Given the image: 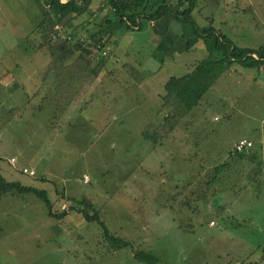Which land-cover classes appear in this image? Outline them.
<instances>
[{
	"label": "rangeland",
	"instance_id": "374dc122",
	"mask_svg": "<svg viewBox=\"0 0 264 264\" xmlns=\"http://www.w3.org/2000/svg\"><path fill=\"white\" fill-rule=\"evenodd\" d=\"M109 1L89 0L79 18L66 23H72L73 37L95 34L84 54L96 58L99 38L108 53L103 56L105 71L91 86L71 87L75 99L86 93L66 112L73 119L63 123V117H51L54 105L57 111L61 106L54 99L57 79L39 85L26 70L37 62L46 67L47 53L37 45L35 27L40 14L49 17L51 26L58 21L51 15L53 7L0 0V175L45 190L53 212L65 213L50 217L33 193L0 196V264H264V73L234 62L220 74L183 117L184 122L187 116L193 120L186 124L185 150H178L176 139L183 118L167 145L144 141L137 130L120 129L119 119L107 116L128 101L131 83L135 85L121 66L131 63L147 76L156 72L159 81L146 77L154 86L147 95L153 96L160 81L183 74L207 49L193 36L190 22L173 20L168 29V16L155 20L154 28L142 19L141 30L129 33L104 26ZM192 1L191 18L200 30L212 28L240 47L264 45V0ZM164 24L167 33L157 35ZM114 28L121 33L114 36ZM154 38L161 43L160 54L151 49ZM176 38L181 40L178 50L172 47ZM176 55L180 57L173 60ZM9 62L11 69L6 68ZM131 94L140 97L135 87ZM90 96L94 107L102 105L101 99L107 105L106 113L95 116L98 121L87 124L84 116L90 108L76 113ZM165 114L161 107L153 109L148 119L156 128L148 122L143 130H159ZM239 138L252 142L242 151L250 161L233 155ZM193 147L200 154H188ZM182 152L191 163H181ZM212 162L221 163L215 179H210L215 175L209 169ZM23 168L34 174L23 173ZM77 197L82 202L69 200ZM84 203L97 209L110 233L128 245L116 248L97 222L85 221L78 211ZM137 251L150 253L155 261L140 262L133 255Z\"/></svg>",
	"mask_w": 264,
	"mask_h": 264
},
{
	"label": "trees",
	"instance_id": "16d2710c",
	"mask_svg": "<svg viewBox=\"0 0 264 264\" xmlns=\"http://www.w3.org/2000/svg\"><path fill=\"white\" fill-rule=\"evenodd\" d=\"M66 1L65 3H61L59 0H53L50 6L54 9L52 13L60 14L58 22L64 21V23H60V25L68 29L66 27V22L82 13L88 0L80 4L78 0ZM168 1L169 0H110V14L104 16L106 17L105 23L108 24V27L114 25L117 28L123 27L127 30L133 29L132 26L136 24L137 19H139V28L137 30H141L142 19L155 21L165 16L172 17L179 22H190L192 24L193 36L197 37V40L200 39L205 43L207 53L196 64L194 69L181 76H171L164 84L161 107L166 111V114L163 117V122H161L163 126L160 128L158 127L159 130H153L152 132L147 129H145V131L143 130L144 138L150 140L152 143H157L161 141L162 138L168 137L175 129L178 121L198 104L204 93L215 83L219 75L234 62H238L246 68L264 70V45L257 47H240L222 33L212 28L209 30H200L196 22L191 18L194 6L192 0H186L188 1V6L186 7L183 6L184 0H178L174 5H171ZM41 10L44 11L45 9L41 7ZM65 18L68 19L65 21ZM48 20L49 17L47 18V16L44 15L35 28L40 37L39 47L45 50L48 57L44 77L48 78L49 76H53L57 79L55 97L61 104H67L65 106H68L72 101L77 99H75L74 89L71 90V87H74V84L91 86L105 69L103 56L106 55H101L100 53L101 49H104L105 44L104 41L99 38L97 41L100 43V48L96 51V58L92 54L85 55L83 51L90 40L94 39L95 34L81 38L72 36V39L56 37L55 24L51 26ZM71 34L75 35L74 32ZM172 47H176L175 42L172 43ZM185 49L186 47L183 45L181 50ZM121 67H123L126 74L135 81V85L133 86V83H131V90L127 97L128 101L123 103L124 105L120 108L114 107L115 109L111 112L109 111L110 115L123 114L133 107L135 97L132 98L131 93L134 91V87L138 91V84L143 78L138 67L135 65L126 63ZM108 73L111 74L112 71H108ZM115 73L117 74L118 71ZM130 98L134 99V101H129ZM94 99L93 96L89 98L90 101ZM63 102L66 103L64 104ZM101 102L103 106L107 105V99H101ZM109 102L110 100L108 103ZM149 123L156 128L153 122ZM242 153L243 152L240 151L235 154L242 157ZM10 193H33L43 201L50 217L60 218L65 214L64 212L61 214L53 212L51 201L45 190H40L32 186H24L18 181H7L0 175V196ZM69 200L82 202L79 197L70 198ZM89 210L93 213H89ZM78 211L85 221L97 222L102 227L104 236L113 243L116 248L128 245V242L124 239L110 233L104 221L100 219L101 216L97 209L91 204L84 203V209L78 208ZM133 255L137 260L143 263H153L155 261V258L148 252L137 251L134 252Z\"/></svg>",
	"mask_w": 264,
	"mask_h": 264
},
{
	"label": "crops",
	"instance_id": "0c3cea01",
	"mask_svg": "<svg viewBox=\"0 0 264 264\" xmlns=\"http://www.w3.org/2000/svg\"><path fill=\"white\" fill-rule=\"evenodd\" d=\"M31 1V3L32 4H39L40 6L41 5H43L44 4V8L45 9H50L51 8V6H50V4L47 2V0H30ZM61 3H65V2H67L66 0H63V1H61V0H59ZM83 1H87V0H78V3L80 4V3H82ZM89 1V0H88ZM43 8V7H42ZM43 8V9H44ZM51 15H54L57 19H58V17H60V14L58 13V14H55V13H51ZM44 16H42V14H40L38 17H37V20H38V23H37V25L36 26H38V24H39V22L42 20V18H43ZM77 19L79 18V16H77L76 17ZM68 18H65V21L67 20ZM176 21V22H179V21H177L176 19H174V18H172V17H170V18H168V20H167V27H168V29H169V26H170V23H172V21ZM171 21V22H170ZM58 23H60V22H55V25H57ZM67 23V22H66ZM68 23H70V21L68 22ZM72 24V23H71ZM71 24H69V26L68 25H66V27H68V29H69V31H72V28L70 27V26H73V25H71ZM166 24H164V25H162L161 27H159L160 28V30H158L157 31V35H161V34H164V33H167V32H164L163 30V28H166ZM108 24L107 23H105L104 24V26H107ZM143 26V24H142V22H141V27ZM149 26L150 27H156V22L155 21H152V23H151V21H149ZM103 27V26H102ZM110 27V26H109ZM36 28V27H35ZM120 28V27H119ZM119 28H117V29H119ZM138 28H139V26H138ZM137 28V29H138ZM137 29H125L124 30V32L126 31V33H129V32H131V31H134V30H137ZM168 31V30H167ZM112 32H114L113 33V35L115 36L116 34H119V33H121V31L119 30V33L118 32H116V29L114 28V31H112ZM123 32V33H124ZM116 40V39H115ZM178 40H179V42L181 41L179 38L177 39H175V43H176V50H178L179 48V46H178ZM158 38H154V43L152 44V51L154 52L155 51V53H162V51H159L160 49H161V43H160V45L158 44ZM39 42H37V45L39 46V44H38ZM172 43V42H171ZM156 44H158V48L156 47L157 45ZM165 46H167V47H170V44H168V43H165ZM245 47H251V46H245ZM158 49V50H157ZM86 52V51H85ZM152 52V53H153ZM39 54H41V52H38ZM107 53H108V50H107ZM152 53H151V55H152ZM44 54V53H43ZM85 55H90L88 52H86L85 53ZM27 57H29V55L27 54L26 55ZM25 56H24V54H23V57L22 58H24ZM180 56H177L176 55V57L175 58H172L173 60L174 59H178ZM9 59V58H8ZM198 63V62H197ZM196 63V64H197ZM196 64L194 63H192V64H190L189 66H187L186 67V69H184L183 68V74H181V75H184V74H186V73H188V72H190L192 69H194V67L196 66ZM8 65H10V66H6V68L7 69H11L12 68V64H11V62H9L8 63ZM40 65H41V63L40 62H37V63H35V64H33V66H32V68H27L26 70L28 71V72H30V75L29 76H36L35 77V81L37 82V83H39V85H43V84H45V83H47V81H50V80H52V77L53 76H49L48 78H45L44 76H45V70H46V67L45 68H43V69H41L40 68ZM176 64H173L172 65V67H174ZM43 66V65H42ZM141 67H142V65H141ZM162 67V66H161ZM19 68V67H18ZM140 68V67H139ZM175 68V67H174ZM5 70L7 73H11V71H8V70ZM23 68H20L19 70H22ZM162 68H159L158 70H161ZM14 70H16V69H14ZM104 71H105V69H104ZM263 72L264 73V70H262V69H259L258 70V73L259 72ZM154 72V71H153ZM225 73V72H224ZM224 73H222V75H224ZM140 74L142 75V80L139 82V84H138V91L137 92H139V95H140V97H138V96H136L134 99H135V101H134V99H133V107L131 108V109H129V111H127V112H125V113H123V114H119V115H110V114H108V112H107V116L109 115V117L111 116V118H113V119H119L117 122L118 123H120V125H121V127H120V129H126L127 128V130L130 132V133H133V131H131L129 128H131V129H133V130H137L138 131V134H141V135H139V137H141L144 141H147V139H145L144 138V136H143V128L145 127V125L149 122V119H148V117L150 116V118H153V109H156V108H158V107H161V102H162V100H161V98H162V95L164 94V84L168 81V79L171 77V76H181V75H168L166 78H164L162 81H160L159 83H158V87L156 88V92H155V94H153V96H148L147 95V93H150L149 91H148V87L149 86H153V85H151V84H153L154 82H157V81H159V80H157L156 78H157V75H156V72H154V73H152V72H149V75L147 76L144 72L143 73H141L140 72ZM39 76V77H38ZM220 76V75H219ZM146 77H149L148 79H150V81H153V83H146V80H147V78ZM29 79H30V77H29ZM59 80V79H58ZM216 82V81H215ZM57 84V83H56ZM55 84V85H56ZM49 85H50V83H49ZM214 85V84H213ZM212 85V86H213ZM57 86V85H56ZM211 86V87H212ZM154 87V86H153ZM85 93H86V91H84V92H82V97L80 98V99H77V100H75V101H72L68 106H65V105H67V104H65L66 102H63L65 105H63V104H61L59 101H58V99L55 97V91H54V99L61 105L59 108H58V111H57V107H56V104L54 105V112H53V114H51V117H56V115L58 116V117H60V118H62L63 117V123H66V122H68V121H70L71 120V118L73 119V113L72 112H69V113H66V112H68L69 111V109H70V111H71V109H72V106H74V105H77V103L79 104V103H81V99H83V97L85 96ZM152 94V93H151ZM152 97V98H151ZM147 98H150L149 100H147ZM66 101V100H65ZM153 102V104H150V105H148L147 103L148 102ZM200 101V100H199ZM95 101H90L89 99L86 101V103L83 105V106H81L80 107V109H79V111H77V115H78V113H80V112H82V109H85V108H90L89 109V113H87L84 117H85V122L87 123V124H92L93 123V121L94 120H96V121H98L99 120V118H95V116H97V115H99V114H104V113H106V111H105V109L103 108V105H101L100 103L96 106L95 105V107H94V103ZM122 105H124V104H122ZM99 107V108H98ZM140 108V110H138ZM162 108V107H161ZM91 110H93V111H91ZM155 112V111H154ZM106 116V117H107ZM105 117V118H106ZM187 118H188V120H186L185 122H184V119L185 118H183V121L181 122V123H179L178 124V126H177V134H176V139H177V146H178V150L180 149L179 147L181 146V149L182 150H185L186 149V140H185V134H184V132H185V129H186V124L187 123H191L193 120H192V118H190L189 116H187ZM68 119H70V120H68ZM181 120V119H180ZM180 122V121H179ZM183 125H184V130H183ZM139 126V127H138ZM138 127V128H137ZM189 127V126H188ZM178 129H180V131L181 132H179L178 131ZM188 132H189V130H188ZM190 133H191V131H190ZM172 134V133H171ZM140 138V139H141ZM169 138V136L168 137H166V138H162V140L161 141H158V144L157 145H159V147H163V146H165V145H167V143L165 144V140H167ZM239 139H243V138H239ZM148 142V141H147ZM156 144V143H155ZM195 146H197V144H195ZM234 147V146H233ZM252 147V146H251ZM194 149V147L192 148V149H190L189 150V152H188V154H190L191 155V153L192 154H194V155H197V154H200V152L198 151V150H193ZM246 151V150H245ZM243 152L241 155H242V157L244 158V159H246L247 161H250L247 157H246V152ZM234 153V152H233ZM232 152H231V154H233ZM246 153V154H245ZM233 155H235V153L233 154ZM180 158L182 159L181 160V163L184 165V164H186L187 162L188 163H191V161H192V158H191V160H190V162L186 159V156H185V153H183L182 152V154H181V156H180ZM237 162V161H236ZM211 165H210V170H211V168H212V170H213V173H215V175H211L210 176V179H215V178H217V171H218V169L220 168V166H221V163L220 162H212V163H210ZM239 164V163H238ZM194 165H199V164H194ZM240 166V165H239ZM249 167H250V165H249ZM183 169H185V166H184V168ZM193 169H197V167H194ZM257 169H261V165L258 163L257 164ZM85 176V175H84ZM246 178H247V176L246 175H244ZM182 180H184V177H183V179ZM21 183V182H20ZM177 184V183H176ZM175 184V185H176ZM23 185V184H22ZM24 186H26V185H24ZM164 204V203H163ZM165 206H167V204H165ZM211 208H215L214 206H212ZM212 222V221H211ZM211 222H210V224H211Z\"/></svg>",
	"mask_w": 264,
	"mask_h": 264
},
{
	"label": "built area",
	"instance_id": "2783aa9c",
	"mask_svg": "<svg viewBox=\"0 0 264 264\" xmlns=\"http://www.w3.org/2000/svg\"><path fill=\"white\" fill-rule=\"evenodd\" d=\"M138 23H139V19H137L136 24L133 25L132 27L134 29H137L138 28ZM151 23H152V21H151ZM54 28H55V31H56L55 32L56 37H60V38H63V39H72L71 31H68L69 29H66L65 27H62L60 24L54 25ZM99 48H100V43L96 42L95 51L99 50ZM100 53H101V55H106L107 54V50L101 49ZM251 146H252V142L251 141L246 140V139H239L237 141V143L235 144L234 148H235V151L240 152V151H243L245 148L251 147ZM9 161H10L11 164H13L14 158L9 159ZM22 172L26 173L28 175H33L34 174L33 170L27 169V168H23ZM85 179H87V178H85Z\"/></svg>",
	"mask_w": 264,
	"mask_h": 264
},
{
	"label": "water",
	"instance_id": "95a60500",
	"mask_svg": "<svg viewBox=\"0 0 264 264\" xmlns=\"http://www.w3.org/2000/svg\"><path fill=\"white\" fill-rule=\"evenodd\" d=\"M61 1H63V0H61Z\"/></svg>",
	"mask_w": 264,
	"mask_h": 264
}]
</instances>
